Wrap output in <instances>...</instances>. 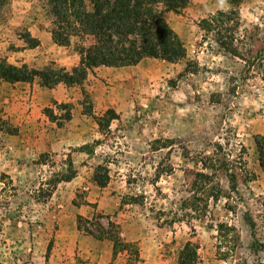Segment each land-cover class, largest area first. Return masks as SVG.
Returning <instances> with one entry per match:
<instances>
[{"label":"rangeland","instance_id":"374dc122","mask_svg":"<svg viewBox=\"0 0 264 264\" xmlns=\"http://www.w3.org/2000/svg\"><path fill=\"white\" fill-rule=\"evenodd\" d=\"M32 2L52 30L45 2ZM235 9L234 36L245 44L227 48L215 32L204 40L201 22ZM163 17L187 49L176 64L146 59L54 92L37 78L39 91L24 97L0 88V264H95L76 242L86 230L113 245L109 264H181L188 242L200 264H264L255 146L264 136V67L247 62L264 48V0H189ZM27 34L0 40L20 50ZM75 51L56 49L41 70L71 71L64 65ZM6 53L0 62L10 64Z\"/></svg>","mask_w":264,"mask_h":264},{"label":"trees","instance_id":"16d2710c","mask_svg":"<svg viewBox=\"0 0 264 264\" xmlns=\"http://www.w3.org/2000/svg\"><path fill=\"white\" fill-rule=\"evenodd\" d=\"M10 0H0V11ZM45 2L49 14L53 17L51 30L53 41L60 47L70 48L73 44L79 56V64L71 71L66 68L37 70L22 65L17 67L0 62V83H29L40 79L43 87L54 89L59 84L80 85L88 79L90 73L100 67L125 68L138 66L146 59L163 60L176 64L187 56V49L179 35L169 26L163 17V11L179 12L189 0H38ZM238 7L244 0H224ZM237 10L223 13L217 18L204 20L200 28L205 32L204 40L215 32L217 42L233 48L235 43L245 44L244 36L237 38ZM28 48H36L39 41L27 34ZM25 37V38H26ZM247 41L256 42L246 36ZM76 41V43H74ZM237 55V51L232 52ZM249 67H264V48L257 51L256 57H250ZM252 60V61H251ZM51 66H55L52 63ZM188 71V69H187ZM112 120L118 118L112 110ZM68 120L71 119L69 116ZM255 146L260 167L264 170V136L255 138ZM209 168L216 169L218 159H209ZM243 165V164H242ZM205 169L207 165L204 166ZM243 168H241L242 170ZM216 173L212 177L216 176ZM231 176L237 187V177ZM101 186L105 182L100 183ZM217 199V198H216ZM102 240V235H94ZM181 264H200L198 247L188 242L182 252Z\"/></svg>","mask_w":264,"mask_h":264},{"label":"crops","instance_id":"0c3cea01","mask_svg":"<svg viewBox=\"0 0 264 264\" xmlns=\"http://www.w3.org/2000/svg\"><path fill=\"white\" fill-rule=\"evenodd\" d=\"M29 1V3H28ZM13 9L9 10L7 18L5 21L0 20V37L1 33L9 32L15 33L20 32L22 30H26L31 38L39 41L40 45L36 48H28L26 44L21 47L20 50H12L8 52L7 45H10L7 39L4 37L0 40V50L7 52L6 56L8 57V62L11 65L19 66V65H27L30 68L41 70L45 66L48 65L50 61H52V52L56 51V49H63L53 41L50 24L41 21L38 15L35 13V9H32L33 2L32 0H10ZM43 10V9H42ZM8 34V33H7ZM2 38V37H1ZM18 42H22L19 38H17ZM69 61H73V64L66 63L64 66L67 68H74L79 63V57L74 52H68ZM57 61V60H56ZM75 61V62H74ZM58 62V61H57ZM144 62V61H143ZM142 64V63H141ZM139 64V65H141ZM138 65V66H139ZM138 66L133 67H125V68H107L100 67L94 70V73H90L93 77L98 78L102 77L105 74L109 75H119L120 72L124 70H130L136 68ZM38 81L33 84L29 83H8L1 82L0 88H10L16 89L17 93H23V97L27 95V93L36 94L39 90ZM61 85L59 84L58 87ZM47 90V89H45ZM55 91V89L50 90ZM78 247L81 251L80 255H88L87 258L92 257L93 261L95 260V264H109L111 263L113 245L106 240H99L94 238L93 236L86 235L85 233H81L77 239Z\"/></svg>","mask_w":264,"mask_h":264}]
</instances>
